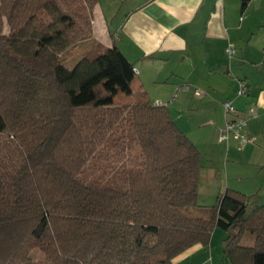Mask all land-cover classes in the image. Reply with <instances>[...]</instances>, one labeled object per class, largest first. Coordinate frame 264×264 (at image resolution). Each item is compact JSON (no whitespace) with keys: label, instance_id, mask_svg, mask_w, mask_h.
Segmentation results:
<instances>
[{"label":"trees","instance_id":"obj_1","mask_svg":"<svg viewBox=\"0 0 264 264\" xmlns=\"http://www.w3.org/2000/svg\"><path fill=\"white\" fill-rule=\"evenodd\" d=\"M97 3L0 0V264H173L217 229L226 263L264 264V195L199 206L201 153L167 106L115 104L136 76L119 49L66 64Z\"/></svg>","mask_w":264,"mask_h":264},{"label":"crops","instance_id":"obj_2","mask_svg":"<svg viewBox=\"0 0 264 264\" xmlns=\"http://www.w3.org/2000/svg\"><path fill=\"white\" fill-rule=\"evenodd\" d=\"M92 38L105 47H117L137 72L132 94L118 95L115 104L154 103L157 99L167 106L172 102L167 107L171 118L201 156L210 163L226 159L228 189L261 194L264 0H249L245 8L242 0H98ZM229 45L236 54L228 61L225 50ZM234 78L246 83L245 96L236 97L238 82ZM227 101L236 110L231 119L243 120L242 132L257 145H242L232 134L227 141L220 140L229 120L223 106ZM216 169L209 171L213 178L218 174ZM246 179L251 183L244 184ZM218 231L213 232L208 248L196 245L173 264H227L222 257L225 236Z\"/></svg>","mask_w":264,"mask_h":264},{"label":"rangeland","instance_id":"obj_3","mask_svg":"<svg viewBox=\"0 0 264 264\" xmlns=\"http://www.w3.org/2000/svg\"><path fill=\"white\" fill-rule=\"evenodd\" d=\"M76 1L77 0H72V2H76ZM7 31H8V27L6 25L5 20L0 18V34L1 33L6 34ZM93 41L94 40L92 38V31H91L90 36L84 38L80 44H78L76 47L71 48L65 54L66 64L68 66H71L78 58H80L84 54V51L86 50V47H87L86 45H90V43ZM228 61H229V59H228ZM238 77L240 78L241 76H238ZM236 80H237V78L236 79L234 78V81H236ZM158 101H161V100H157V99L152 100V102H154V103L158 102ZM166 104H167V107H170L172 102L166 103ZM233 116H235V115H233ZM228 117H229L228 119H231L232 116L230 115ZM198 142H199L198 144H200L201 148L204 150L205 145H204L203 141L199 140ZM255 144L256 145L258 144L257 141H255ZM252 145H254V144H252ZM202 149H200V150H202ZM203 150H202V152H203ZM201 161H202V163H201L202 168L200 170V176H199L200 177V183H199V187H198V191H197L198 205L205 207L204 209L211 210V207L215 203L214 198H215V196H217L216 194L218 193V191L224 192L226 189H228V181H227L226 173H225L226 159L221 161L223 163H218L216 161L210 163L203 156H201ZM212 167L219 168V170H220L219 171L216 169V171H218V174L216 175L215 178L211 177V172H209ZM251 181L252 180L246 179L243 181V183L248 185L251 183ZM218 188H220V189L218 190ZM214 192H216V194H214ZM261 194L264 195V190L261 191ZM217 233L221 236H225V233L222 232L221 230L218 231ZM216 256L217 255H215V253H214L215 258H217ZM33 257H34L37 264H46V262L43 260V258L41 257L39 252H35L33 254Z\"/></svg>","mask_w":264,"mask_h":264},{"label":"built area","instance_id":"obj_4","mask_svg":"<svg viewBox=\"0 0 264 264\" xmlns=\"http://www.w3.org/2000/svg\"><path fill=\"white\" fill-rule=\"evenodd\" d=\"M235 54H236V49L232 45H229L225 50V55L229 60H231L232 58H234ZM135 73L137 74L136 70ZM237 82H238V88L235 92V95L237 98H240L245 96L247 92V85L242 80H237ZM161 104H162L161 102L154 103V105L156 106H159ZM223 106H224L225 115L226 116L231 115L232 117H234L233 115L236 114V110L233 103L231 101H227L224 103ZM244 127H245V122L241 119L232 118L227 120L224 130L220 133V140L227 141L228 135L232 133L234 137L238 139L242 145L253 144L255 142V139L250 136H247L242 132Z\"/></svg>","mask_w":264,"mask_h":264}]
</instances>
